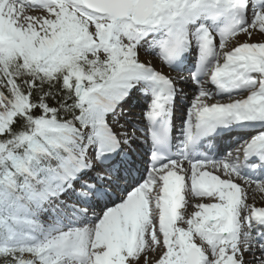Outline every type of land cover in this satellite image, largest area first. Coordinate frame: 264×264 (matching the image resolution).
<instances>
[{
	"label": "snow or ice",
	"instance_id": "snow-or-ice-1",
	"mask_svg": "<svg viewBox=\"0 0 264 264\" xmlns=\"http://www.w3.org/2000/svg\"><path fill=\"white\" fill-rule=\"evenodd\" d=\"M257 28L264 0H0V264H264ZM142 53L192 63L193 98Z\"/></svg>",
	"mask_w": 264,
	"mask_h": 264
},
{
	"label": "rangeland",
	"instance_id": "rangeland-1",
	"mask_svg": "<svg viewBox=\"0 0 264 264\" xmlns=\"http://www.w3.org/2000/svg\"><path fill=\"white\" fill-rule=\"evenodd\" d=\"M28 9H31V8H28ZM28 14H32V15H40L41 14V11L39 12V13H34V11H30V12H27ZM243 36V39H242V41L243 42H245V40H246V37L244 36V35H242ZM264 39V38H263ZM258 40H260L259 39V37H258V34L256 33V34H254L253 33V35H252V37H251V40L250 41H252V42H257ZM250 41H248V42H250ZM262 40H260V42H261ZM249 202L250 203H252L253 202V200L251 199V200H249ZM255 204H260V205H264V197H262L261 199H259V197H258V200H257V202L255 203ZM148 256V259L149 260H151L152 262H153V264H154V261L156 260V259H158L159 258V251L157 250V252H155V253H150L149 255H147ZM141 264H143V258H142V260H141Z\"/></svg>",
	"mask_w": 264,
	"mask_h": 264
},
{
	"label": "bare ground",
	"instance_id": "bare-ground-1",
	"mask_svg": "<svg viewBox=\"0 0 264 264\" xmlns=\"http://www.w3.org/2000/svg\"><path fill=\"white\" fill-rule=\"evenodd\" d=\"M26 11H27V9H26ZM142 58H144V55H143V53H142ZM155 60V59H154ZM134 100H135V97H133L132 98V100H130L128 103H125V104H123L121 107H123L124 105H132L133 104V102H134ZM123 116H125V115H123ZM130 155H133L132 153L130 154ZM133 158H136V156H134ZM253 195H254V197L256 198V197H259V199H261L262 197H264L263 196V194H261V193H259V194H257V193H253ZM251 199V198H250ZM257 200H258V198H257ZM193 209H189V211H192ZM150 253H153V252H150Z\"/></svg>",
	"mask_w": 264,
	"mask_h": 264
}]
</instances>
